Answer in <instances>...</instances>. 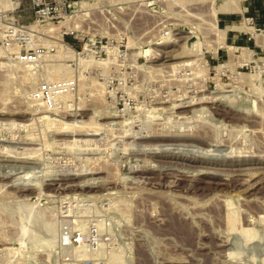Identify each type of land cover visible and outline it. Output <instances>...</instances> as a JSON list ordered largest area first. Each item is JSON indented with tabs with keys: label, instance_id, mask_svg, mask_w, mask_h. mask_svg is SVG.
<instances>
[{
	"label": "rangeland",
	"instance_id": "1",
	"mask_svg": "<svg viewBox=\"0 0 264 264\" xmlns=\"http://www.w3.org/2000/svg\"><path fill=\"white\" fill-rule=\"evenodd\" d=\"M111 1L0 0V264H264V0Z\"/></svg>",
	"mask_w": 264,
	"mask_h": 264
},
{
	"label": "built area",
	"instance_id": "2",
	"mask_svg": "<svg viewBox=\"0 0 264 264\" xmlns=\"http://www.w3.org/2000/svg\"><path fill=\"white\" fill-rule=\"evenodd\" d=\"M41 4L42 3L35 1L33 6V8H35V16L40 18L38 21L52 23L54 19L63 17L62 14L66 10L63 3L61 5H51L49 3ZM23 26L25 25L15 23L0 27V54L7 53L9 56L15 57L14 53L10 54L7 50L15 45H20L21 47L17 51L19 58L31 62L34 60L35 56L38 55L39 51L47 48L40 42L37 36L28 35L18 29ZM30 43H32V46ZM25 44H27V48L24 47ZM49 50H53V47L51 46ZM75 88L76 81L73 76L68 79L44 78L34 83L29 92L31 100L36 102V104L39 103L38 105L42 108L55 110L63 104V99L70 95Z\"/></svg>",
	"mask_w": 264,
	"mask_h": 264
},
{
	"label": "bare ground",
	"instance_id": "3",
	"mask_svg": "<svg viewBox=\"0 0 264 264\" xmlns=\"http://www.w3.org/2000/svg\"><path fill=\"white\" fill-rule=\"evenodd\" d=\"M127 2L128 0H115V1H111V3H115V2ZM136 1V0H135ZM131 3V2H130ZM86 6V5H85ZM84 6V7H85ZM84 9V8H83ZM0 11H4V10H0ZM51 30H53V29H51ZM63 39V38H62ZM62 43H60V42H58V46H60ZM68 44V43H67ZM73 47V46H72ZM85 47H88V45L87 46H85ZM7 52H9L8 50H7ZM18 56H19V54H17ZM11 57V56H10ZM17 56H16V54H15V57H13V58H16ZM36 57V56H35ZM12 58V59H13ZM19 60L20 61H22V62H30V61H27V60H22V59H20L19 58ZM34 60H35V58H34ZM33 60V61H34ZM33 61H31V62H33ZM30 97H31V95H30ZM31 100V99H30ZM202 100V99H201ZM34 104H36V102H34L33 100H31ZM66 101V100H65ZM39 103H37V106H40V105H38ZM194 105V104H193ZM44 110H48L47 108H43ZM49 111V110H48ZM113 118V117H112ZM111 119V118H110ZM193 123H194V121H193ZM190 125V124H189ZM164 136V135H163ZM161 137V136H160ZM162 138V137H161ZM160 138V139H161ZM24 141V140H23ZM215 147H217V146H215ZM153 148V147H152ZM8 152V151H7ZM157 157V156H156ZM243 170V169H242ZM244 171V170H243ZM252 171V170H251ZM255 171V170H254ZM233 172V171H232ZM237 172V171H236ZM256 172V171H255ZM251 173H253V172H251ZM254 174V173H253ZM263 174V173H262ZM237 175V174H236ZM246 175V174H245ZM235 176V175H234ZM238 176V175H237ZM247 176V175H246ZM213 177V176H212ZM225 177V176H224ZM263 177V176H262ZM235 178V177H234ZM249 178V177H248ZM252 178V177H251ZM264 178V177H263ZM235 180V179H234ZM239 180V179H238ZM242 181V180H241ZM249 181V180H248ZM236 182V181H235ZM244 184V183H243ZM238 185V184H237ZM231 186V185H230ZM240 186V185H239ZM248 186V185H247ZM234 220V219H233ZM231 222V221H230ZM237 222V221H236ZM235 222V223H236ZM232 223V222H231ZM2 239V238H1ZM3 241V240H2ZM80 241V240H79ZM1 243V242H0ZM6 243V242H5ZM5 245V244H4Z\"/></svg>",
	"mask_w": 264,
	"mask_h": 264
}]
</instances>
